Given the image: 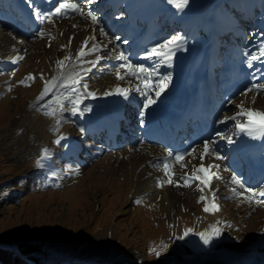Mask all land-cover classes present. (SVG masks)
I'll list each match as a JSON object with an SVG mask.
<instances>
[{"label":"rangeland","instance_id":"obj_1","mask_svg":"<svg viewBox=\"0 0 264 264\" xmlns=\"http://www.w3.org/2000/svg\"><path fill=\"white\" fill-rule=\"evenodd\" d=\"M152 2H155L153 10L138 13L140 15L135 19L138 25L142 21L152 23L157 43L179 34L184 41H189V46L200 52H203L200 48L214 50L218 47L217 53L226 56L228 47L223 49L222 43L231 48L235 46L243 61H246L243 55L246 48L259 54L258 49L264 41V37L260 36L264 32V0H189V14L180 18L171 8L164 9L169 6L167 0ZM132 3L139 5L138 11L144 7L142 0H127L124 4ZM82 6L88 8V5ZM124 10L123 6L120 7L116 12L118 17L127 18ZM88 21L77 15L71 21L57 23L56 27L48 28L42 37L33 36L32 40L22 43L25 47L18 51V55L24 59L13 68L6 69L0 62V245L9 244L17 236L28 241L51 242L63 250L50 254L48 264L66 260L88 264H184L185 261L196 264L198 256L207 257L210 254L217 257L212 264H241V261H245L243 264H258L262 260L258 250L264 252V241L257 240L264 229V196L256 195L249 203L244 198L249 193L244 196L234 194L231 174L226 166L227 144L222 142L220 147V155L224 159H212L215 165H219L215 173L217 171L220 179L215 178L214 197L213 193L206 197L199 190L198 181L191 179L190 186L184 187V180L180 179L194 171L193 165H198L195 159H199L202 147H198L181 165L176 162L169 168L174 173L172 184L167 183V176L160 181L159 187H155L157 176L154 175L160 174L163 161L156 162L155 157L150 155L161 154L160 146L153 141H137L136 144L116 148L112 142L108 145L105 135H98L97 138L84 134L80 131L81 127L84 129L81 114L77 112L73 115L70 111L73 96L67 89H56L57 96L63 94L70 98L62 100L65 110L56 112L54 123L47 121L45 114L50 107H55L54 102L51 106L41 107L44 104L41 102L34 108L29 107L43 90L45 80L53 77L44 70L51 64L56 67L61 55L56 30L74 32L73 25L77 27ZM87 27L96 42L104 44L100 28L94 33ZM217 30V41L211 43L212 34ZM3 36L5 38L0 39L4 43L8 41L12 46L21 44L15 38ZM107 36L106 41L111 45L114 35L108 33ZM101 54L108 60L99 61L90 75L76 85L78 94L87 95L83 84L88 85V92L89 89L104 87L102 83L105 82L108 87H127L126 80H121L125 83L118 82L114 68L106 67L110 59H114L113 54L107 51H101ZM158 62L164 63L161 59L156 60ZM253 63L260 64L256 75L262 73L264 76V57ZM110 65L116 66V62ZM201 65L203 67L204 64ZM29 74L35 79L26 80L23 85L18 83ZM55 75H58L57 68ZM202 76L198 75L200 80ZM257 83H264V78ZM85 96L79 98L80 109L88 116L96 115L99 104L83 102ZM241 104L246 109L264 112V91L253 90L239 95L224 110L223 116L234 115L238 111L236 106ZM133 105L135 108L131 107L129 111H135V119L140 120L137 104ZM57 119L61 123L58 130L53 131L57 127ZM227 122L230 123V133L226 137H231L237 129L234 121ZM137 123L131 121L129 125L134 127ZM69 130L79 140L76 148H70L71 136L65 135ZM60 136L65 139L57 145L54 141ZM43 148H48L52 155L43 166H37L36 161ZM212 161L210 164L214 165ZM138 166L143 173L139 174ZM127 167L129 171L126 172ZM148 183H152L149 185L151 189L136 193ZM259 187L264 188V184ZM240 191L243 192V189ZM202 195L206 200H200ZM212 197L219 206L218 210L206 212L204 208L206 204L210 206ZM138 199L140 203L136 202ZM213 228L220 230L219 235L213 234ZM186 229H191V232L178 239ZM199 233H208L213 237L211 242L205 245ZM161 247L162 252L159 251ZM152 249L155 251H150ZM156 251L160 252L159 256Z\"/></svg>","mask_w":264,"mask_h":264},{"label":"snow or ice","instance_id":"obj_2","mask_svg":"<svg viewBox=\"0 0 264 264\" xmlns=\"http://www.w3.org/2000/svg\"><path fill=\"white\" fill-rule=\"evenodd\" d=\"M50 2V0H49ZM94 0H86V3L91 4ZM167 3L174 6L177 11H183L184 8L188 6L189 0H167ZM69 13H75L80 16H82L85 19L91 20L93 25L99 24L100 18L97 14H95L92 10H87L85 7L81 5L79 0H58L57 4L55 5L54 9L48 12L40 11L39 9L35 10V16L36 18L43 23L45 20H51L54 16H68ZM73 27H76V25H73ZM100 32L103 35H107V33L104 32L103 28H100ZM38 35L43 36L44 33L41 31L38 33ZM261 37H264V32L260 33ZM54 39V37H53ZM72 37L68 38V44L62 45L61 47H69L72 42ZM90 39L94 40L95 37H91ZM115 40H120V37H115ZM183 40V37L179 34L174 35L170 37L169 39L163 41L162 43L153 45L150 49L145 50L143 53L142 58L143 59H161L164 62L168 63L171 61L172 57L175 55V49L180 47L181 42ZM23 43V41H20ZM89 43L88 39H85L82 42V46L76 53L75 57L71 55H66L63 59H58L56 61V67L58 69V75L53 76L50 80H45L44 88L40 92L39 96L36 97V100L34 103L30 104V108H34L37 106V104H40L41 102H44V104H41V107H44L45 105L51 106L53 102L55 103V107L50 108V110L46 111L45 114L50 116H55L57 111L63 112L65 110L64 104L62 102L63 99H69L70 97H65L63 94L60 96H57L56 89L62 88L67 89L74 98L70 99V102L72 103V108L70 111L73 115H76L77 112H80V114H83V110L79 108V104L81 103L79 99L78 89L76 88L77 84H80L81 80L83 79V76L81 75V72L87 73L91 70V68L84 69L83 64L87 63L90 64L91 67H95L96 64L99 63V61L103 58L100 56H96L94 61H82L81 58L91 55L92 51L96 50L98 48V45L93 44L92 48L86 51ZM124 43H128L126 40ZM113 53H116V49H112ZM258 53H252L249 49H245L243 55L246 58V64L247 67L252 68L253 67V61L261 60L262 57H264V41L261 43V48L258 49ZM23 56L17 55L14 58H11V63L16 64L19 61L23 60ZM115 59L118 61H121V63L116 67L115 75L118 80H124L126 76H134L138 80H141L143 83V89L137 88V91L140 92L141 96H143L144 102L142 105V110L140 115L143 116L146 112V110L152 105L156 103L155 99H152L149 96L148 89H152L154 87L152 77L154 74H156V69L152 68H146L143 64H135L131 61V59L125 55L123 52H119L115 55ZM77 68H80V72L76 71ZM65 69H69L68 72L65 71ZM121 70H123L124 74H122ZM256 71H260V69H257ZM35 77H33L31 74H29L27 77H25L23 80L19 81V84H25L26 80H34ZM41 79H43V74H41ZM253 80L254 82L247 87L241 95H246L248 92H251L253 90H256L257 92L264 91V83H257L255 81L259 80V76H256L255 73H253ZM171 77L170 76H163L158 81L155 82V96L159 98L161 94L165 91V89L168 86V83H170ZM27 86V85H26ZM83 89L87 93V95L95 97V92H88V85L83 84ZM11 88H9V91ZM105 96L109 95H118L123 97L125 100L129 99V89L120 88L117 87L114 91L109 90L105 91L103 93ZM229 104L232 103L231 100L228 101ZM238 111L232 115V116H225L223 119L219 120L218 123L225 124L228 120H232L235 122V128L237 129V132L235 134L239 133H245L249 136H253L254 138L258 135L261 137H264V112L258 111L255 109H246L244 106L237 105L236 106ZM89 110L90 109H85ZM242 121V122H241ZM61 121L59 119L56 120L57 127L53 129V131H57L59 128ZM81 132L84 131V129H80ZM216 136H218L221 139H226L228 143H233L231 137L224 136L223 133L217 132ZM64 136H60L57 140L54 141L55 144L60 145L61 141L64 140ZM215 138L211 139H205L202 144L203 151L201 152L199 159L201 161V164L198 168H196L190 175L185 174L184 176L180 177V179L184 180V187L190 186V180L194 179L196 181H199L201 185H203V188H200L199 190L201 192L204 191L205 188H208L211 190V181L213 178L219 179L217 174L214 171H211L213 167L218 168L219 165H211L208 164L205 166L203 163L206 156L213 155L216 159L222 160L224 157L219 154L218 150L215 148ZM192 151H195L193 149ZM191 154V153H187ZM52 153L48 148L41 149L40 156L36 161L37 166H43L44 162L46 160H49ZM186 154L182 153H173L172 151H167V155L164 158L163 162V170L165 173V176H168L167 183L172 184L173 181L171 179V175H174V173H170L169 165H168V158H173L175 161H182L184 159V156ZM203 173H208V175H203ZM231 181L233 184L237 185L240 189H243V192L237 191L235 188L232 189V191L235 193L236 196H244V193H249L250 195L244 196V198L249 202L252 203L254 201V197L257 195L256 190L251 189L249 187H246L245 184L242 182L241 179L237 177L236 174H232ZM159 186V185H158ZM179 186V185H178ZM259 196H264V191H260L258 193ZM214 197V193H213ZM201 201L206 200L205 196L200 197ZM137 203H140L141 201L138 199L136 201ZM218 205L215 203V200L213 198L212 203L210 206L206 204L204 210L206 212L218 210ZM219 229L213 228L212 232L214 235H219ZM191 232V229H186L184 232V235L181 237H178V239H183L184 236H187ZM203 241L205 245L209 244L211 242V239L213 238L208 233H199L198 234ZM165 248L167 245L164 246ZM150 251H155L154 249ZM155 254L157 256L160 255V252L156 251Z\"/></svg>","mask_w":264,"mask_h":264},{"label":"bare ground","instance_id":"obj_3","mask_svg":"<svg viewBox=\"0 0 264 264\" xmlns=\"http://www.w3.org/2000/svg\"><path fill=\"white\" fill-rule=\"evenodd\" d=\"M110 1L113 3L115 0H110ZM116 1H120L121 2L122 0H116ZM152 1L153 0H143L145 9L141 13H143L144 11H148L149 12V11L153 10L155 2H152ZM132 4L129 5V8H128L127 11H131L132 6H133ZM166 5H167V3H166ZM170 8H171V10L175 11V15H177L178 18H180L182 16H188V14H189L188 6L186 8H184L183 11H177L176 8L174 6H172V5H170V4H169V6L164 7V9H170ZM133 17L130 16V19H129L130 22L132 21ZM0 26L1 27H4V26L8 27L3 22H0ZM8 28L12 32H14L12 28H10V27H8ZM55 33H56V39L59 42L60 46L67 45L69 37L73 38L72 42H71V45L69 47H64V48L60 47L61 55H60L59 59H63L66 55H71V56L75 57L76 53L78 52V50L82 46V42L85 39L89 40L88 46L85 49L86 51L91 49L93 44L98 45V48L96 50L92 51L91 55L82 57L81 60L82 61H84V60L94 61L96 56H100L101 57V55L99 54V51L103 50V47L101 45L97 44L95 42V39L94 40L90 39L93 36L87 30L85 24H80V25L78 24V26L74 28V32H66L63 29H57ZM1 35H2V37H1ZM0 38H5V36H3V34H1V32H0ZM16 38L18 40H21V39L24 40V38H18V37H16ZM140 40L144 44H147V45L151 44V47L153 45L158 44L157 40L155 41L153 39L150 40V39L141 38ZM140 40L137 39V42H139ZM252 53H254V51ZM205 54L207 55V51L200 52L199 49L194 48V46H189L185 42L183 43L182 46H180L179 48L175 49V55L172 57L171 61L167 63V65L172 70V75L170 76L171 77V81H170V83H168L167 88L161 94V96L156 99V103L152 104L153 105L152 109H153L154 112H157V108H158L157 105H161V104L165 106L164 107L165 110H169V111H179L182 107L185 106L187 92H190L192 95H194L196 93L198 87L201 86L202 79L198 83H194L193 82V78L194 77H198L199 68H202V70H204L203 73H205L206 71H210L211 70V66L210 65L204 64L203 67H201L202 66L201 64H195L196 69L194 70V68H192V73L190 74L188 66H191V64H193V62L191 61L192 58H198L199 59L201 56H203ZM17 55L18 54H17V48L16 47H13V46L9 45L8 41L6 43H4L0 39V62H3L4 65H7V64L14 65L13 63H11V58L16 57ZM179 58H181V60H179ZM116 66H117V62H116ZM259 66H260V64H256V68H258ZM229 67L230 66L228 64L225 65V69H227ZM55 68H56L55 64L54 65L51 64L44 71L48 75V74H51V73L55 72ZM83 68L84 69L91 68V70H92L93 67H91L90 64L84 63L83 64ZM65 71L68 72L69 69H65ZM76 71L80 72L81 70H80V68H77ZM84 74L85 73L81 72L82 76H84ZM122 74H124V73H122ZM256 76L260 77L261 74H257ZM202 78H203V76H202ZM124 80H126V82L128 83V86H129V82L130 81L127 80L126 78ZM119 81L120 80H118V82ZM102 84L105 86V84H108V83L105 82V84L104 83H102ZM116 88L117 87L112 88V87H108L107 86V88L103 87V88H100V89H97V90H93V89L89 90V92H95L96 95H95L94 98L92 96H89V95H88V97L94 99V101H102L103 104L105 105L102 108V110L100 111V115L102 116V118H93V117H90V116H87V115H81V117L83 118L85 124H87L90 127V128H88V130H90L91 134H95V133L98 132V130L104 129V128L107 131H112V127H114L115 121L118 120V115L115 113V110H113V109L116 108V111H117V109L121 108L123 105H125V102H127V100H129L130 98H132L134 104L140 105V101H138V99H140L138 97L139 95L136 96V93L131 92V90H129V99H127V100H125L123 97L118 96V95H109V96L103 95V93L105 91H109V90L114 91ZM120 88H122V87H120ZM129 88H130V86H129ZM169 92H172V95L169 96L168 95ZM196 96H197V99H198L199 103L202 104V105H205V101H207L204 98L205 94L198 92ZM147 110H149V108ZM153 111L150 110V113H154ZM46 117H47V119H46L47 121H49L50 123H54V121H55L54 116H50V115L46 114ZM149 127H150V125H147V123H146V125H145V128H147L146 132H149V130H150ZM78 128L79 127H77V129ZM70 130H71V128H70ZM70 130L67 133H65V135H67L68 137L71 136L70 141H69V144L71 145L70 148L77 147L79 145L78 144L79 140L75 139L72 131H70ZM239 139L241 141H244L246 143L247 147L252 148L253 151H255L256 154L258 153L260 157H264V137H261V136L257 135L254 138L253 136H249V135H247L245 133H239ZM210 156L211 155L205 157V159L203 161L205 166L210 164V161H211ZM162 159L164 160V157ZM262 164H264V160H262ZM135 167H137V166L135 165ZM196 168H198V165L196 167H194V170ZM125 169H126V172L129 171V167H127ZM138 170H139V174L143 173V169L141 167L139 168V166H138ZM211 171L215 172V167H213L211 169ZM131 172H132V170H131ZM203 175H208V173H204ZM151 184L152 183H148L147 187H144V188L140 189V191L138 190L136 193L144 192L147 189H151V187L149 186ZM154 184H155V187H156V183H154ZM213 184H214V178L211 181V186H210L211 190H209L208 188H205L204 191H203V195L208 197V196H210L213 193L212 191L215 188V186ZM200 187L203 188L204 186L200 184ZM164 199H165V196H163V200ZM164 201H166V200H164ZM262 228H264V227H262ZM260 233H262V234H260V237L264 236V229H262ZM215 258H217V257L214 254H210L207 257H205V255L204 256L203 255L202 256H198L197 259H196V264H210V263L212 264V263L216 262ZM184 264H192V263H188L187 261H185ZM193 264H195V263H193Z\"/></svg>","mask_w":264,"mask_h":264},{"label":"trees","instance_id":"obj_4","mask_svg":"<svg viewBox=\"0 0 264 264\" xmlns=\"http://www.w3.org/2000/svg\"><path fill=\"white\" fill-rule=\"evenodd\" d=\"M51 242L28 241L17 236L9 244L0 245V264H48L50 254L63 250ZM78 261V260H77ZM75 260L60 261L58 264H83Z\"/></svg>","mask_w":264,"mask_h":264}]
</instances>
